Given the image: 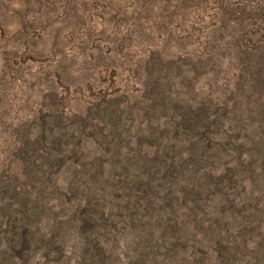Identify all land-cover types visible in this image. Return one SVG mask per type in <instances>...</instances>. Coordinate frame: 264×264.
Returning <instances> with one entry per match:
<instances>
[{
    "label": "rangeland",
    "instance_id": "374dc122",
    "mask_svg": "<svg viewBox=\"0 0 264 264\" xmlns=\"http://www.w3.org/2000/svg\"><path fill=\"white\" fill-rule=\"evenodd\" d=\"M0 264H264V0H0Z\"/></svg>",
    "mask_w": 264,
    "mask_h": 264
},
{
    "label": "trees",
    "instance_id": "16d2710c",
    "mask_svg": "<svg viewBox=\"0 0 264 264\" xmlns=\"http://www.w3.org/2000/svg\"><path fill=\"white\" fill-rule=\"evenodd\" d=\"M200 111V112H199ZM198 112V114H196V118H194V120L196 121V122H202L203 120H205L206 119V116H207V113L205 112V111H201V110H199ZM205 124H207V123H205ZM209 125V124H208ZM25 146V145H24ZM21 151H25L26 152V150H24V149H21ZM24 153V152H23ZM22 236H24L23 234H22ZM22 238H24V237H20V239H22ZM24 241H25V239H24Z\"/></svg>",
    "mask_w": 264,
    "mask_h": 264
}]
</instances>
